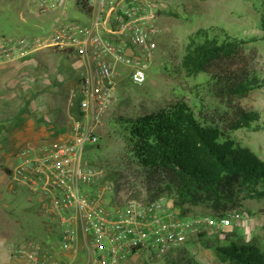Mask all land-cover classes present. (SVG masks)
Here are the masks:
<instances>
[{"label":"rangeland","instance_id":"rangeland-1","mask_svg":"<svg viewBox=\"0 0 264 264\" xmlns=\"http://www.w3.org/2000/svg\"><path fill=\"white\" fill-rule=\"evenodd\" d=\"M37 1L0 0V36L49 34L55 17L62 11L67 12L69 20L84 23L90 20L73 1L62 0L57 10L47 14L37 12ZM152 1L157 7L159 33L154 58L147 65V79L144 84L136 85L124 67L118 70L112 101L95 128L98 142L86 146L82 153V163L101 172L103 178L99 187L104 190L105 203L149 198L138 168L129 166L124 157V142L116 120L161 108L178 99L185 101L196 116L216 122L229 117L236 106L256 111L259 120L254 125H258V129H239L230 136L264 161V85L243 98H229L215 94L212 80L213 74L242 67L255 71L264 80V0ZM201 29L219 42L243 40L245 43L230 59L218 61L207 71L189 76L181 67V59L189 37ZM74 60L70 57L68 63ZM76 70L79 74V69ZM66 74L64 72V76ZM0 145L8 146V151H0V264H30L28 258L17 254V249L38 245L45 251H58L60 230L44 211L40 200L18 187L9 174L3 172L4 168L10 170L20 161L17 158L12 164L14 157H3L18 150L19 146L9 142H0ZM260 191L240 196L237 206L224 214L230 216L231 225L220 235H189L180 247L165 255L156 257L144 251L129 259L127 264H192V261L228 264L217 259L211 246L222 245L226 239L264 241V190ZM213 214L210 209L198 205L190 207L184 217ZM83 259L84 253L79 252L72 264H84Z\"/></svg>","mask_w":264,"mask_h":264},{"label":"built area","instance_id":"built-area-1","mask_svg":"<svg viewBox=\"0 0 264 264\" xmlns=\"http://www.w3.org/2000/svg\"><path fill=\"white\" fill-rule=\"evenodd\" d=\"M61 1L38 0L37 12L55 11ZM65 1H73L90 16L89 22L62 15L55 17L49 34L0 36V66L32 59L44 49L66 52L79 63L69 137L37 152L22 150L9 170L13 182L36 196L56 223L59 250L30 245L17 254H25L32 264H72L79 252L85 255L84 264H127L144 251L165 255L189 235H220L231 225L230 216L184 217L171 199L105 203L101 172L83 164L82 153L98 142L95 128L112 101L118 70L124 67L136 85L145 83L159 33L157 7L152 0Z\"/></svg>","mask_w":264,"mask_h":264},{"label":"trees","instance_id":"trees-1","mask_svg":"<svg viewBox=\"0 0 264 264\" xmlns=\"http://www.w3.org/2000/svg\"><path fill=\"white\" fill-rule=\"evenodd\" d=\"M243 43L219 42L209 38L207 30H198L188 39L181 67L189 76L205 72L216 62L230 59ZM212 80L215 94L229 98H243L264 85L255 71L245 67L213 74ZM258 120L256 111L236 106L229 117L216 122L196 116L178 99L134 117H120L116 124L124 157L129 166L138 168L146 200L169 197L181 216L190 207L202 205L214 217H222L237 206L242 194L264 190V161L230 136L239 129H258L254 125ZM3 171L9 174L8 169ZM211 249L224 263L264 264V241L226 239Z\"/></svg>","mask_w":264,"mask_h":264},{"label":"crops","instance_id":"crops-1","mask_svg":"<svg viewBox=\"0 0 264 264\" xmlns=\"http://www.w3.org/2000/svg\"><path fill=\"white\" fill-rule=\"evenodd\" d=\"M66 14L62 11L60 16ZM31 57L33 60L0 66V142L19 146L16 152L3 156L14 157L12 164L22 150L37 152L66 140L75 118L76 109L71 104L79 69L75 57L52 49ZM70 57L75 60L68 63ZM5 150L8 146L0 145V151ZM20 256L27 260L25 254Z\"/></svg>","mask_w":264,"mask_h":264}]
</instances>
